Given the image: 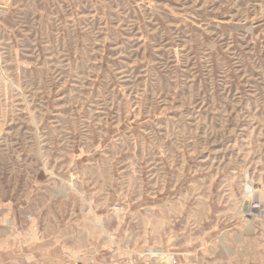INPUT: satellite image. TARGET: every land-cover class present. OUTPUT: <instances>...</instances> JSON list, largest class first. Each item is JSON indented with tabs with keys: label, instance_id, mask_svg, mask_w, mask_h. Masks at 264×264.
Instances as JSON below:
<instances>
[{
	"label": "rangeland",
	"instance_id": "374dc122",
	"mask_svg": "<svg viewBox=\"0 0 264 264\" xmlns=\"http://www.w3.org/2000/svg\"><path fill=\"white\" fill-rule=\"evenodd\" d=\"M10 212L21 222L4 236L0 224V247L37 250L6 264H124L120 250L230 264L223 250H263L264 0H12Z\"/></svg>",
	"mask_w": 264,
	"mask_h": 264
},
{
	"label": "crops",
	"instance_id": "0c3cea01",
	"mask_svg": "<svg viewBox=\"0 0 264 264\" xmlns=\"http://www.w3.org/2000/svg\"><path fill=\"white\" fill-rule=\"evenodd\" d=\"M18 222H21V221L18 220L15 214H11V212L3 213L2 216H0V224H2L5 228L2 230L1 235L2 236L7 235V233L12 232L13 229H17ZM235 236L236 238H239L237 234H235ZM15 245L16 243L13 242V244L9 245L7 249L0 247V262H1L0 264H6L9 261L12 263L11 259L14 257L15 254H17V250H37V248H35L34 245L31 248H29L28 246H25L24 248H20V249H18L19 247ZM47 247H45V249L47 250H59V247L55 248V246H48V245ZM244 249L245 250H237V249L223 250L221 255L232 254L233 262H231L230 264H264V249L259 250L257 247H256V250H253L252 248H249V247H246ZM254 255H259L261 257L254 258L253 257Z\"/></svg>",
	"mask_w": 264,
	"mask_h": 264
},
{
	"label": "built area",
	"instance_id": "2783aa9c",
	"mask_svg": "<svg viewBox=\"0 0 264 264\" xmlns=\"http://www.w3.org/2000/svg\"><path fill=\"white\" fill-rule=\"evenodd\" d=\"M11 2L12 0H0V13L5 12L10 7ZM24 219L27 222L32 221V213L27 212L24 215ZM120 251L126 254V258L123 260L124 264H199L198 262L192 261L191 258H185V253L178 252L177 250H142V252H130L129 250ZM65 264L79 263L75 261H66Z\"/></svg>",
	"mask_w": 264,
	"mask_h": 264
},
{
	"label": "bare ground",
	"instance_id": "6f19581e",
	"mask_svg": "<svg viewBox=\"0 0 264 264\" xmlns=\"http://www.w3.org/2000/svg\"><path fill=\"white\" fill-rule=\"evenodd\" d=\"M258 191H259V190H258ZM253 194H254V193H253ZM249 196H250V195H249ZM250 197H251V196H250ZM247 199H248V197H247ZM250 199H251V198H250ZM250 199H249V201H250ZM258 201H259V200H256L255 202H258ZM258 205H260V204H258ZM258 205H257V204H254V205L252 206V204H251V208H252V209H254V208H256V207L258 208V207H259ZM251 208H250V210H252ZM244 212H245V211H244ZM249 212H250V211H249ZM249 212H248V213H249ZM251 212H252V211H251ZM257 212H258V211H257ZM250 215H251V214H250Z\"/></svg>",
	"mask_w": 264,
	"mask_h": 264
}]
</instances>
